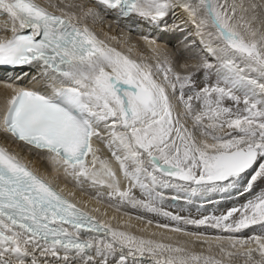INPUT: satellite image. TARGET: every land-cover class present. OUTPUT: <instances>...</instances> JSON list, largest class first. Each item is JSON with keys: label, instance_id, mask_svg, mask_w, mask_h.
<instances>
[{"label": "snow or ice", "instance_id": "obj_1", "mask_svg": "<svg viewBox=\"0 0 264 264\" xmlns=\"http://www.w3.org/2000/svg\"><path fill=\"white\" fill-rule=\"evenodd\" d=\"M93 2L0 0L2 30L11 26V37H0V68L36 73L29 87L5 85L12 94L0 133L51 169V178L42 175L0 144V264H147L146 257L150 264H264V0ZM178 9L195 33L187 22L169 28ZM111 14L184 34L194 70L185 63L186 71H177L155 38L143 37L155 63L100 39L89 21ZM94 139L106 144L122 176ZM62 177L117 210L129 206L175 222L156 227L192 237V246L112 227L71 199L75 193L58 186ZM166 191L176 193L174 201L218 197L217 208L233 196L244 202L192 218L166 210ZM188 225L205 231L188 232ZM196 243L207 254L195 251Z\"/></svg>", "mask_w": 264, "mask_h": 264}, {"label": "bare ground", "instance_id": "obj_2", "mask_svg": "<svg viewBox=\"0 0 264 264\" xmlns=\"http://www.w3.org/2000/svg\"><path fill=\"white\" fill-rule=\"evenodd\" d=\"M64 2L84 4L85 6H94V3L87 2L84 0H64ZM229 2H231V0H229ZM6 19L7 18H5L4 16L1 17V28H3V21ZM184 22H187L188 29H196L195 26L191 24L187 13H185L181 9L177 10L176 18H173L171 14L167 18V25L169 26V28H173L175 24H181V26H184ZM89 24L91 27H93L100 39L105 40L111 46L116 47L119 51L130 55L134 59H143L149 63L156 62L157 57L152 52L151 46L148 44L147 41L143 39L144 36H148L149 40L155 38L156 43L160 46V48L166 50V53L169 55V57L173 59L174 67L177 71H181L182 73L185 72V69L181 67V65L185 63H187L191 67L197 63V60L191 58L189 51L185 49L184 46H174L175 42H178L183 38H179V31L162 32L160 29H157L153 25H150L149 23L138 18L132 20H126L123 18L118 19L115 14L104 16L103 19L97 20L94 24L89 21ZM10 27L11 26L9 24V29ZM110 37H115V39H110ZM129 49H131V52H129ZM190 70L194 69L191 68ZM35 74L36 73L34 70L32 73H30V77L28 78L29 83L31 81V77L35 76ZM204 80L205 77L203 76V74L199 73L196 77L197 86L200 83H204ZM213 80H215V77L211 78V81ZM7 83H14V81L3 79L2 77H0V117L4 110L6 98L10 97L12 94L11 90L5 87ZM225 104L227 106H230L231 103L229 101H225ZM196 106L198 108L200 107L198 103L196 104ZM187 126L191 130V120H187ZM0 134L3 135L2 133ZM195 134L198 138H200L199 132H196ZM7 139L9 141L12 140L10 138ZM14 144L22 148L23 151L16 152L19 153L21 156L27 157V159L31 161L32 167L37 168L42 175H49V177L51 178V169L46 162L28 153L27 149L16 141L14 142ZM94 146L100 148V152L98 154L101 156V158L108 159L112 163L113 167L117 169L118 175L122 176V174L119 172V165L111 156V152L106 146V144L94 139ZM57 183L59 187L64 188L66 194L68 192H74L75 196L71 198L77 201L80 206L85 207L86 210H88L93 215L97 216L100 220L111 225L114 228H119L123 231L131 232L137 236H144L145 238L162 240L165 243H175L177 241L183 243L185 241H188L189 246H192V237L185 236L182 233L172 232L170 231V229L156 227L157 223H169L170 226H175V222L167 221L161 216H155L151 213H145L143 211L133 209L129 206H123L120 207L119 210H117L115 206H110L107 200L103 202H98L96 199H94L95 190L88 188L87 186L84 189H81L77 187L74 182H72L70 179H64L62 177ZM127 186V181H124L122 183V187ZM134 191L136 192L137 196L140 195L138 189H134ZM165 195L169 198L164 205L167 211H179V215L191 216L192 218H198L202 216L203 213L209 215L213 211H217L216 214H219L218 212L222 211V207L226 208V206H228V202L230 203L232 202V200L239 202V204L244 202L243 198H236L235 196H233L231 200L221 203L217 208L216 201L219 199L218 197H214L212 203H209L202 199L197 200L194 198L192 202H187L182 199L179 200L177 203L172 204L171 197L175 196L176 193L174 191H166ZM96 208H99L100 211H93ZM140 216H142L143 219H137V217ZM148 220H152L153 223L149 225L147 223ZM186 230L188 232L205 231V229L203 228L197 229L191 225H188ZM207 233L209 235L215 234L211 230H207ZM243 235L251 236L253 235V232L251 229H245ZM255 235H261V233L257 231ZM252 247H255V245L253 244ZM194 250L198 252L204 251L205 254H207L206 247L202 248L199 243H196L194 245ZM145 261L147 262V264H150V258L146 257ZM236 264H243L242 258H238Z\"/></svg>", "mask_w": 264, "mask_h": 264}, {"label": "rangeland", "instance_id": "obj_3", "mask_svg": "<svg viewBox=\"0 0 264 264\" xmlns=\"http://www.w3.org/2000/svg\"><path fill=\"white\" fill-rule=\"evenodd\" d=\"M187 29H188V27H187ZM195 30H196V29H194V28H193V30H192V29H188V31H191L192 33H195ZM183 35H184V34L180 33L179 38H182ZM174 46H175V47H176V46H178V47H183V46H184V39L182 38V40H180V41H178V42H175V43H174ZM184 48H185V47H184ZM191 68H192V67L190 66V68H189L188 70H190ZM184 71H186V70H184ZM210 83H215V80H213V81L210 80ZM203 86H204V83H200V84H198V87H203ZM229 102L231 103V104H230V107H235L231 101H229ZM240 106L243 107L242 104H241ZM225 131H229V130H228V129H225ZM233 201H234V200H232V202H230V203L228 202V206H226V208L222 207L221 210L223 211V210H225V209H227V208H229V207H232L233 205H236V203L239 204V202L234 201V202H235V203H234ZM177 202H178V201H177ZM174 213H177V214H178L179 211H175ZM216 213H217V211H216ZM218 213H219V212H218ZM203 215H207V214L203 213L202 216H203ZM181 216H183V215H181ZM200 217H201V216H200ZM200 217H198V218H200ZM249 236H250V235H249Z\"/></svg>", "mask_w": 264, "mask_h": 264}]
</instances>
